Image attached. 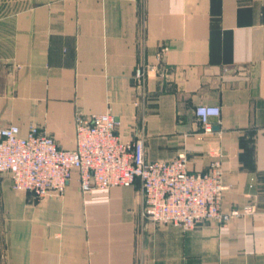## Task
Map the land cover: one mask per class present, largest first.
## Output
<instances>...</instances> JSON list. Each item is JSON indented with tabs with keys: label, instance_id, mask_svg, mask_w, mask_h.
I'll return each instance as SVG.
<instances>
[{
	"label": "crops",
	"instance_id": "crops-1",
	"mask_svg": "<svg viewBox=\"0 0 264 264\" xmlns=\"http://www.w3.org/2000/svg\"><path fill=\"white\" fill-rule=\"evenodd\" d=\"M105 111L149 160L221 152L223 208L253 211L184 231L143 215L139 180L39 199L0 172V264H264V0H0V121L74 148L77 113Z\"/></svg>",
	"mask_w": 264,
	"mask_h": 264
},
{
	"label": "built area",
	"instance_id": "built-area-1",
	"mask_svg": "<svg viewBox=\"0 0 264 264\" xmlns=\"http://www.w3.org/2000/svg\"><path fill=\"white\" fill-rule=\"evenodd\" d=\"M150 68L141 64L135 70L139 91L145 87ZM194 111L204 133L213 130L211 117L221 114L220 106L214 104H199ZM120 124L110 111L77 113L76 145L62 148L37 125L23 134L19 125L0 121V172L10 175L15 190L31 192L39 199L63 196L74 177L83 193L128 187L139 180L143 215L154 223H172L184 231L207 220L227 224L253 211L251 205L223 208L226 186L221 152L214 154L205 171H191L185 153L171 160H149L144 137L123 139Z\"/></svg>",
	"mask_w": 264,
	"mask_h": 264
},
{
	"label": "rangeland",
	"instance_id": "rangeland-1",
	"mask_svg": "<svg viewBox=\"0 0 264 264\" xmlns=\"http://www.w3.org/2000/svg\"><path fill=\"white\" fill-rule=\"evenodd\" d=\"M135 87H136V84H135ZM138 90V89H137ZM144 90V89H143ZM143 90H138V92L140 93V92H143ZM246 205H251V204H246ZM252 206V205H251ZM249 215V214H248Z\"/></svg>",
	"mask_w": 264,
	"mask_h": 264
}]
</instances>
